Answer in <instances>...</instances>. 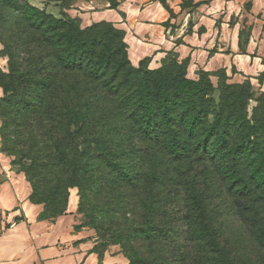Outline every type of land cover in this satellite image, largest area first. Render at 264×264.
Instances as JSON below:
<instances>
[{
    "label": "trees",
    "instance_id": "obj_1",
    "mask_svg": "<svg viewBox=\"0 0 264 264\" xmlns=\"http://www.w3.org/2000/svg\"><path fill=\"white\" fill-rule=\"evenodd\" d=\"M0 44L1 152L32 204L55 219L77 189L99 259L264 264V93L250 112L249 82L216 101L176 59L134 68L114 25L27 0H0Z\"/></svg>",
    "mask_w": 264,
    "mask_h": 264
},
{
    "label": "rangeland",
    "instance_id": "obj_2",
    "mask_svg": "<svg viewBox=\"0 0 264 264\" xmlns=\"http://www.w3.org/2000/svg\"><path fill=\"white\" fill-rule=\"evenodd\" d=\"M153 0H27L28 5L39 11L59 18L61 13L66 14L70 19H75L82 28L89 27L100 22H107L114 25L115 20L122 19L120 27H114L124 33V42L127 45V57L134 68L140 65L149 70L160 68L166 58L176 59L179 63L186 65V78L190 81H198L200 77L208 76L214 89L213 98L219 99V86L222 84L233 85L249 82L254 92L253 101H250L249 112L256 106L264 86L258 83L264 80V50L244 49L241 45L237 48L231 47V40L235 36L230 30L237 26L238 43L243 36L247 35V26H250V18L244 16V11L250 9L251 2H239L233 0H203L195 3V0H182L179 4L186 9V15L179 22L175 15L168 9L166 0H157L164 4L169 12L167 21H154L150 15V9L142 10ZM116 4V5H115ZM111 6V7H110ZM200 6V7H199ZM199 7V9H197ZM199 10V11H198ZM212 13H216L212 15ZM254 20V19H253ZM252 20V21H253ZM166 21V22H165ZM256 22H253L255 24ZM157 24V28H155ZM233 36V37H232ZM182 42L180 52L175 51V45ZM255 52L256 59L252 60V68L247 63L241 62L244 55ZM169 54V55H168ZM171 54V55H170ZM245 58V57H244ZM246 59V58H245ZM0 71H6V59L2 55L0 44ZM2 89L0 88V98ZM9 178H11L9 180ZM10 188L16 189L20 197L32 204L30 200L31 188L25 180L22 171L13 165V159L1 152L0 146V184H7ZM7 182V183H6ZM8 183V184H9ZM6 192H9V185ZM12 191V190H11ZM11 193V192H10ZM9 193V195H10ZM73 198L75 203L72 212L66 211L51 219L44 212L43 205L32 204L35 207V218L40 223V229L44 231L41 235V243L48 246L56 236L66 237V231H56L50 228L55 220L66 224V218L73 216L75 230L88 228V232L95 237L90 223L78 211L77 189L69 191V199ZM9 198V196H8ZM12 198V197H11ZM72 206V203L70 204ZM19 218L14 219V222ZM32 219V217H31ZM3 221V213L0 210V222ZM71 223V222H70ZM33 221L29 223L32 226ZM12 225L5 223V229ZM36 229L32 235H36ZM31 233V229H30ZM40 233V230H39ZM112 248L120 254L119 264H128V261L119 252V248ZM98 251L103 253V247L99 246ZM110 251H112L110 249Z\"/></svg>",
    "mask_w": 264,
    "mask_h": 264
},
{
    "label": "crops",
    "instance_id": "obj_3",
    "mask_svg": "<svg viewBox=\"0 0 264 264\" xmlns=\"http://www.w3.org/2000/svg\"><path fill=\"white\" fill-rule=\"evenodd\" d=\"M203 0H195V3ZM231 2L233 0H230ZM239 2H251L250 9L244 11V16L254 19L251 20L250 26L247 30V35L243 36L240 42L237 41V26L230 30L235 33L230 44L232 48H237L241 45L244 49H252L255 51L264 50V0H236ZM182 0H166L168 9L175 15L179 22L186 15V9L180 7ZM157 0L149 2L142 10L150 9V15L154 21L161 22L168 19L169 12ZM200 7V6H199ZM199 7L197 9H199ZM199 11V10H198ZM216 13H212L215 15ZM168 16L167 18H164ZM165 21V22H166ZM116 27H120L123 23L122 19L113 21ZM253 22H256L253 24ZM157 24L155 28H157ZM175 51L180 52L182 42L175 45ZM246 59H245V58ZM257 54L251 52L246 54L241 59V62L247 63L248 68H252V60L256 59ZM264 70V65L262 66ZM264 72V71H263ZM261 87L264 86V80L258 83ZM264 90V89H262ZM11 178H9L10 180ZM7 183V182H6ZM9 183V181H8ZM0 184V210L3 213V221L0 222V264H119L120 254L113 251L109 247L99 259L97 254L93 251L96 244V238L92 233L88 232V228L75 230L72 225L74 222L73 216L66 218V224L60 225L59 221L55 220L51 223L50 228L56 231H66V237L56 236L48 246L41 243V233L44 231L40 229V223L35 218V207L29 202H25L16 192L15 186L10 188L9 184ZM6 185H9V192H6ZM12 190V191H11ZM11 192V193H10ZM10 193V195H9ZM9 196V198H8ZM12 197V198H11ZM69 199V198H68ZM71 199V198H70ZM72 203V206L70 205ZM75 203L69 202L67 204L68 213L72 212ZM32 217V219H31ZM19 218L14 222V219ZM33 221L32 226L29 223ZM12 225L5 229V223ZM71 222V223H70ZM31 229V233H30ZM36 229V235H32V231ZM40 230V233H39ZM110 249L112 251H110Z\"/></svg>",
    "mask_w": 264,
    "mask_h": 264
},
{
    "label": "bare ground",
    "instance_id": "obj_4",
    "mask_svg": "<svg viewBox=\"0 0 264 264\" xmlns=\"http://www.w3.org/2000/svg\"><path fill=\"white\" fill-rule=\"evenodd\" d=\"M70 201H71V202H74V200H73V198H72V197H71Z\"/></svg>",
    "mask_w": 264,
    "mask_h": 264
}]
</instances>
